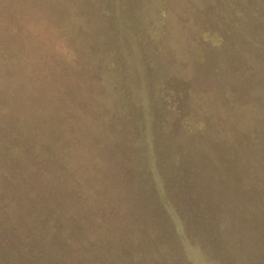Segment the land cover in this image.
Returning a JSON list of instances; mask_svg holds the SVG:
<instances>
[{
	"label": "trees",
	"instance_id": "16d2710c",
	"mask_svg": "<svg viewBox=\"0 0 264 264\" xmlns=\"http://www.w3.org/2000/svg\"><path fill=\"white\" fill-rule=\"evenodd\" d=\"M0 264H264V0H0Z\"/></svg>",
	"mask_w": 264,
	"mask_h": 264
}]
</instances>
